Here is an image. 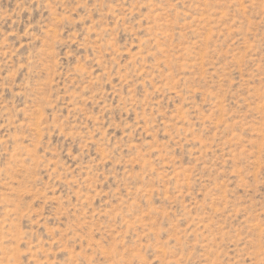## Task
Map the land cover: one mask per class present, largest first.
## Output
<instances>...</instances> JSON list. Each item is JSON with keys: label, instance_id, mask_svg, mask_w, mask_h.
<instances>
[{"label": "rangeland", "instance_id": "rangeland-1", "mask_svg": "<svg viewBox=\"0 0 264 264\" xmlns=\"http://www.w3.org/2000/svg\"><path fill=\"white\" fill-rule=\"evenodd\" d=\"M0 264H264V0H0Z\"/></svg>", "mask_w": 264, "mask_h": 264}]
</instances>
